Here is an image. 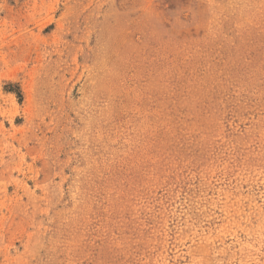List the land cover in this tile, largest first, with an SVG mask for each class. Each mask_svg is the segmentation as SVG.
I'll return each instance as SVG.
<instances>
[{
	"label": "rangeland",
	"instance_id": "1",
	"mask_svg": "<svg viewBox=\"0 0 264 264\" xmlns=\"http://www.w3.org/2000/svg\"><path fill=\"white\" fill-rule=\"evenodd\" d=\"M0 264H264V0H0Z\"/></svg>",
	"mask_w": 264,
	"mask_h": 264
}]
</instances>
